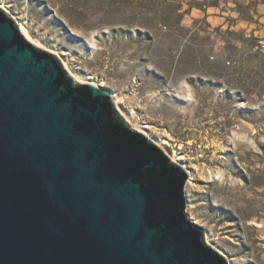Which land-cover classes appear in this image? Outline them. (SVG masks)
Here are the masks:
<instances>
[{
    "label": "water",
    "instance_id": "95a60500",
    "mask_svg": "<svg viewBox=\"0 0 264 264\" xmlns=\"http://www.w3.org/2000/svg\"><path fill=\"white\" fill-rule=\"evenodd\" d=\"M188 179L0 8V264H228Z\"/></svg>",
    "mask_w": 264,
    "mask_h": 264
},
{
    "label": "rangeland",
    "instance_id": "374dc122",
    "mask_svg": "<svg viewBox=\"0 0 264 264\" xmlns=\"http://www.w3.org/2000/svg\"><path fill=\"white\" fill-rule=\"evenodd\" d=\"M190 1H169L183 15L171 28L147 12L171 14L170 7L139 0H0V8L76 75L104 88L132 128L190 171L186 212L209 246L228 264H264V95L229 90L206 57L230 67L240 61L251 73L231 70L230 82L264 86V56L223 50L231 25L264 46V6L251 24L232 2L202 11Z\"/></svg>",
    "mask_w": 264,
    "mask_h": 264
},
{
    "label": "trees",
    "instance_id": "16d2710c",
    "mask_svg": "<svg viewBox=\"0 0 264 264\" xmlns=\"http://www.w3.org/2000/svg\"><path fill=\"white\" fill-rule=\"evenodd\" d=\"M170 0H139V3L141 4L140 6L145 7L146 4L147 6H168L170 7L171 14L168 13H163V14H156L155 12H152L150 10H147L148 14H152L155 16L154 18L158 19L161 21L166 27L171 28L172 22L171 20L173 19L172 17L175 18L174 20V26H179L181 23V20L183 18V15L180 13L181 7L178 4H175L174 2H169ZM230 1V0H226ZM234 4V8L232 9V12L236 13L238 15V19L241 21H245L248 23H257V21L254 20V16L258 15V7L259 6H264V0H244V2H238V0H231ZM149 4V5H148ZM190 8H197L202 11H206L207 8H219V0H202L200 2L199 0H191L189 2ZM264 17V14L262 16ZM233 25L229 27V29L226 31V35H228V38H225L224 40V46L223 50L225 52L228 51H233V52H244L246 51L247 53H252L254 55L258 56H264L263 53V48L260 43V39L252 36L251 38H246V33L245 32H235L231 30ZM220 28H217L216 31H219ZM235 44H232L234 43ZM211 52V51H210ZM207 59L208 62L211 64V68L215 70V75H213L216 79H222L225 78L227 81L223 82L222 84L229 90L235 89L238 94H252L253 91H256L259 96L264 95V86H261L259 83H249V84H242L240 81L241 79H237L235 82H230L228 75L229 71H233V75L241 76V75H247L250 74L251 71L249 68H246L242 66V62L240 61H235L234 66H226V61L221 60L219 61L218 56L215 55H210L209 53L207 54ZM230 62V61H228ZM264 67V63H263ZM264 72V70H262ZM260 72V71H259ZM219 73L220 75H217ZM226 74V75H225Z\"/></svg>",
    "mask_w": 264,
    "mask_h": 264
},
{
    "label": "bare ground",
    "instance_id": "6f19581e",
    "mask_svg": "<svg viewBox=\"0 0 264 264\" xmlns=\"http://www.w3.org/2000/svg\"><path fill=\"white\" fill-rule=\"evenodd\" d=\"M1 7V6H0ZM18 28L20 29V31H21V33L27 38V40H29L31 43H33L34 45H36V46H38L39 48H42V49H44V50H47V51H49V52H53L51 49H49L48 47H46L45 45H43L41 42H39V41H36L35 39H33L32 37H31V35L29 34V32H28V30L26 29V27L24 26V25H22V24H20V23H18ZM59 59H60V62L62 63V65L64 66V68L68 71V73L70 74V76L75 80V81H77V82H79V83H89V84H92V85H94V86H96V87H98V88H101L102 90H104V91H106L104 88H102V87H100L99 85H97L96 83H94V82H88V81H85V80H83V78H81L80 76H78V75H76L71 69H70V67L68 66V64L65 62V61H63L60 57H59ZM107 92V91H106ZM113 100V103H114V105H115V108L117 109V111L120 113V115L128 122V123H131V121L127 118V116L123 113V111L121 110V108L119 107V104H118V102L117 101H115V99H112ZM143 133V132H142ZM143 134H145L150 140H153V139H151V137L150 136H148V134L147 133H143ZM153 142L155 143V144H157L169 157H170V159L174 162L175 161V163H177V164H180L181 166H183V167H185L184 165H182V163H180V162H177L175 159H174V157H173V155H169V153H167V151L165 150V148L163 147V146H161V145H159L158 143H156L154 140H153ZM186 168V167H185ZM187 169V168H186ZM187 171H188V173L190 174V171L187 169ZM190 219V218H189ZM193 219V218H192ZM207 244H211V243H209V241H208V239H207ZM215 250H217L218 251V249H216V247H214V246H212ZM219 252V251H218ZM220 253V252H219ZM221 254V253H220ZM222 255V254H221ZM223 256V255H222ZM230 262V261H229ZM230 264V263H229Z\"/></svg>",
    "mask_w": 264,
    "mask_h": 264
},
{
    "label": "crops",
    "instance_id": "0c3cea01",
    "mask_svg": "<svg viewBox=\"0 0 264 264\" xmlns=\"http://www.w3.org/2000/svg\"><path fill=\"white\" fill-rule=\"evenodd\" d=\"M229 2H232L231 0L229 1ZM232 4H233V2H232ZM241 21V20H240ZM242 22H245V21H242ZM248 23V22H247Z\"/></svg>",
    "mask_w": 264,
    "mask_h": 264
}]
</instances>
